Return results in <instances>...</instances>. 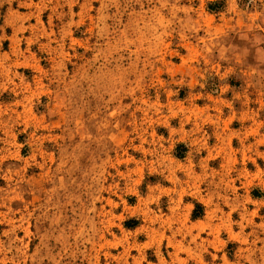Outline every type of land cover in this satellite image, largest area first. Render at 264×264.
<instances>
[{
    "label": "rangeland",
    "instance_id": "374dc122",
    "mask_svg": "<svg viewBox=\"0 0 264 264\" xmlns=\"http://www.w3.org/2000/svg\"><path fill=\"white\" fill-rule=\"evenodd\" d=\"M0 264H264V0H0Z\"/></svg>",
    "mask_w": 264,
    "mask_h": 264
},
{
    "label": "trees",
    "instance_id": "16d2710c",
    "mask_svg": "<svg viewBox=\"0 0 264 264\" xmlns=\"http://www.w3.org/2000/svg\"><path fill=\"white\" fill-rule=\"evenodd\" d=\"M211 6V4H209ZM202 215V206L199 203H194V209L192 210L191 213V218L192 219H196L198 217H200ZM134 221L132 220H128L125 222V226L127 227H132L134 226V223H132Z\"/></svg>",
    "mask_w": 264,
    "mask_h": 264
}]
</instances>
